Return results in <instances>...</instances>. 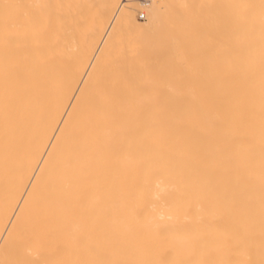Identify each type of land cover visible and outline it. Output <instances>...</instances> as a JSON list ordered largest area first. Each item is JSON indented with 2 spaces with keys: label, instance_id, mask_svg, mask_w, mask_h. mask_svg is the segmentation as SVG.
Wrapping results in <instances>:
<instances>
[{
  "label": "bare ground",
  "instance_id": "6f19581e",
  "mask_svg": "<svg viewBox=\"0 0 264 264\" xmlns=\"http://www.w3.org/2000/svg\"><path fill=\"white\" fill-rule=\"evenodd\" d=\"M0 264H264V0H0Z\"/></svg>",
  "mask_w": 264,
  "mask_h": 264
},
{
  "label": "rangeland",
  "instance_id": "374dc122",
  "mask_svg": "<svg viewBox=\"0 0 264 264\" xmlns=\"http://www.w3.org/2000/svg\"><path fill=\"white\" fill-rule=\"evenodd\" d=\"M144 13H145V11L144 10H139V12H138V18H140L141 20H143L145 17H144ZM147 12H146V16H147ZM219 37V36H218ZM221 37H222V34H221ZM129 41L131 42V40L128 38V37H126V43H129Z\"/></svg>",
  "mask_w": 264,
  "mask_h": 264
}]
</instances>
